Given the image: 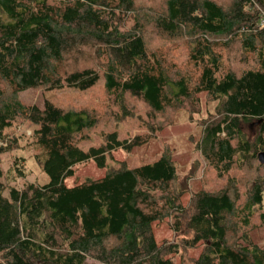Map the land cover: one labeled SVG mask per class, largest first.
<instances>
[{"label":"trees","instance_id":"16d2710c","mask_svg":"<svg viewBox=\"0 0 264 264\" xmlns=\"http://www.w3.org/2000/svg\"><path fill=\"white\" fill-rule=\"evenodd\" d=\"M263 21L264 0H0V264H264L251 236L264 226ZM31 89L42 109L20 97ZM182 112L202 128L206 164L187 206L169 148L66 184L78 165L105 166ZM33 117L27 145L49 181L20 188L26 158L7 169L1 159ZM134 117L146 132L103 130L80 146ZM253 122L251 140L243 125ZM169 220L180 241L158 242L154 226Z\"/></svg>","mask_w":264,"mask_h":264},{"label":"rangeland","instance_id":"374dc122","mask_svg":"<svg viewBox=\"0 0 264 264\" xmlns=\"http://www.w3.org/2000/svg\"><path fill=\"white\" fill-rule=\"evenodd\" d=\"M23 101L34 106L39 110L43 108L44 96L41 90H28L20 96ZM210 109L213 110L214 103L210 104ZM187 115L182 112L180 118L177 119V123L174 127H170L159 133L158 136L153 138L147 144L134 148L131 152H126L123 148L116 149L113 152V157L108 158L105 166H99L96 161H90L84 164L78 165L76 168V174L72 178L66 179V184H74L80 182L86 178H98L104 176L108 169H116L122 166L121 161H125L129 167L138 166L146 163H152L169 148L171 151L174 163L177 168L178 180L181 186L187 190L183 196L182 201L185 206L190 201L191 194L199 190L203 186V178L206 174V164L203 161L200 152L196 149V140H199L202 128L200 126H190L186 121ZM38 123L37 118H32L31 121L24 122L18 125L17 133L24 135L20 139L19 148L13 152L5 153L1 159V166L7 169L14 159V155L23 156L26 158L27 163V176L25 178H19L16 181L18 187H22L26 182H38L43 185L49 181V177L44 173L33 157V150L27 145L28 136L36 128ZM140 123L137 117L128 118L118 125L104 124L100 125L93 133L90 141L81 143V147L86 149L92 144H98L101 142V133L103 130L117 129L119 132V138L121 140L128 139L135 136L138 133L146 132V129L140 128ZM243 130L249 139H254L258 134L257 125L253 123H245ZM262 151V150H261ZM154 235L158 242L180 241L181 234L175 233L170 226V220L162 222L154 226ZM252 239L261 246H264V226L257 227L251 232ZM201 252V247L198 249H189L186 251L185 259L197 257ZM177 262L175 264H179ZM89 264H102L96 262L93 259H88Z\"/></svg>","mask_w":264,"mask_h":264},{"label":"water","instance_id":"95a60500","mask_svg":"<svg viewBox=\"0 0 264 264\" xmlns=\"http://www.w3.org/2000/svg\"><path fill=\"white\" fill-rule=\"evenodd\" d=\"M258 159H259L260 163H264V147H263L262 151H260L258 153Z\"/></svg>","mask_w":264,"mask_h":264},{"label":"built area","instance_id":"2783aa9c","mask_svg":"<svg viewBox=\"0 0 264 264\" xmlns=\"http://www.w3.org/2000/svg\"><path fill=\"white\" fill-rule=\"evenodd\" d=\"M263 23H264V21H263Z\"/></svg>","mask_w":264,"mask_h":264}]
</instances>
